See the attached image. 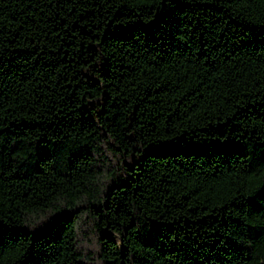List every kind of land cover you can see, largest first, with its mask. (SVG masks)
I'll return each instance as SVG.
<instances>
[{
    "label": "trees",
    "instance_id": "trees-1",
    "mask_svg": "<svg viewBox=\"0 0 264 264\" xmlns=\"http://www.w3.org/2000/svg\"><path fill=\"white\" fill-rule=\"evenodd\" d=\"M0 264H264V0H0Z\"/></svg>",
    "mask_w": 264,
    "mask_h": 264
}]
</instances>
